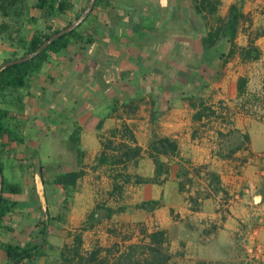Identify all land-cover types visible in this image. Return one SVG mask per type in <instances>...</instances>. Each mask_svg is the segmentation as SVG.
<instances>
[{"label": "crops", "instance_id": "crops-1", "mask_svg": "<svg viewBox=\"0 0 264 264\" xmlns=\"http://www.w3.org/2000/svg\"><path fill=\"white\" fill-rule=\"evenodd\" d=\"M35 1L25 0L27 9L21 17L16 18L22 25L21 31L27 37L37 26L45 27L42 12L33 6ZM212 1L216 7L213 14L202 9L197 12L193 0L98 1L87 21L79 28L82 40L72 41L67 51L55 55L46 64L48 67L45 75L61 81L67 76L65 88L71 90L78 87L77 70L86 74L95 73L101 77L106 66L113 65L118 68L122 79L117 91L108 92L102 97L108 103L104 107L107 114L102 120L88 126V114L83 113L76 118L69 135L70 149L59 163L49 159L41 163L36 172L27 174L24 173L20 159L29 152L26 137L33 127H39L37 136L43 133L55 135L56 128L51 120L56 119V114L53 112L55 108L52 110L51 107L56 103L57 89H61L63 85L60 83V86L56 85L57 88L49 92L48 84L38 81L35 76L24 89L14 93L12 97H0V108L8 112L5 122L12 133L11 136L5 134L0 138L3 178L7 185L17 184L22 188L18 195H4L6 200L15 203V207L0 221V264H7L1 250L2 243L20 246L40 243L43 245V255L36 258L34 264H51V255L47 248L52 246L48 240L56 237L57 226H54L63 222L68 224V221L71 223L76 216L81 218L78 229H74L72 223L71 227L62 225L64 232H69V241L60 249L59 262H55L57 264H63L61 252L72 245L76 235L81 234L84 252V233L93 232L105 220L111 222L106 225L107 228L117 227L113 218L119 212L115 211L110 218L103 219L102 223L85 229L89 214L99 204L91 211H52V208L63 209L66 199L69 200V205L71 202L66 198V191L60 185L53 184V181L60 174L79 169L84 171L82 178L88 175V169L83 165L87 166L91 162L93 169L103 148L101 136H108L112 129L120 128L124 124L133 131L138 145L142 148L138 163L130 168L133 175L154 176V164L146 152L153 133L173 138L177 142L181 157L190 159L192 167L201 169V175L193 177V184L186 183L185 188L180 190L181 179L177 177L179 159L175 158L170 161L172 169L163 184L127 186L142 187L155 193L139 197L138 203L161 201V205L150 212L163 209L165 205L166 211L175 210L174 213L181 214V221H174L168 214L165 229L161 228L169 237L172 254L184 250L185 237L191 233L186 227L188 223L198 232L197 242L192 246L196 251L193 264L227 259L230 253L227 250L233 248V245L228 244H232L234 236L240 232L242 226H246L250 233L247 246L249 261L252 264H264V223L261 222L264 220V33L256 36L260 28L264 29V0ZM86 3L87 0H74L75 14ZM236 3H240L246 20L241 23L234 41L233 54L221 58L220 49L214 50L213 55L208 53L200 42V34L206 29H197L195 22L201 20L204 25L208 24L209 30L212 25H217L218 19L225 18L230 6ZM30 18L35 22H30ZM182 19H187V27L180 26ZM144 21L154 27L149 30L142 28ZM4 22L7 21L0 17V24ZM9 23L13 24V21ZM145 33H148V39L144 38L142 42L134 40L137 35H140L141 40ZM127 37L130 38L129 44L126 43L129 39L125 40ZM251 40L258 50L257 59L244 58L241 53L243 48L249 47ZM229 49L230 47H226L224 52L227 54ZM13 50L11 45L0 39V63L3 60L2 53L10 54ZM188 52L191 58L183 59ZM127 60L132 62L129 65L134 66V70L128 68ZM77 63L80 65H76ZM137 66L143 68L137 69ZM133 71L147 76L145 85H134L129 80ZM153 74L160 75L161 79L150 81ZM106 85L107 82L101 77L97 87L104 93ZM32 90L43 96H32ZM86 92L88 94V90ZM16 101L27 107L30 105V109L47 105L48 110L42 114L32 113L31 110L26 112L23 106L19 110ZM201 101L213 112L209 116L196 118ZM41 115L44 117L42 123L36 124L35 121ZM75 130L79 131V146L70 140ZM243 136H247L248 140L231 157L218 156V151L226 149L230 143H239ZM51 152L52 148L49 153ZM11 158L16 162H9ZM71 164L77 169L55 176L60 168ZM99 170L109 181V192L112 187L111 180L104 174L103 169H93V172L98 173ZM209 172H213L219 179L217 191L210 185L207 175ZM47 176H55L50 188L51 202L46 197V187L42 182ZM81 179L78 180L76 189ZM25 190L26 198H20ZM72 197L77 198L76 195ZM191 198L197 200L196 206ZM104 201L114 209L117 208L112 205L117 203L108 196ZM210 223L216 226L215 232L209 228ZM176 224H182V228L178 230L182 236L176 235ZM45 225L47 236L44 238L41 230ZM157 229L159 228L155 230ZM152 231L154 230L148 232ZM139 236L141 241V232ZM222 239L228 243L225 247L215 245L214 240L217 243ZM123 242L125 243V239ZM212 242L215 249L209 252L208 246L214 248ZM255 246L263 250L257 260L251 258L255 253ZM92 250L93 248L87 253Z\"/></svg>", "mask_w": 264, "mask_h": 264}, {"label": "trees", "instance_id": "trees-1", "mask_svg": "<svg viewBox=\"0 0 264 264\" xmlns=\"http://www.w3.org/2000/svg\"><path fill=\"white\" fill-rule=\"evenodd\" d=\"M90 0H87L86 5L81 8L73 18L66 19L67 22L63 26L54 27V20L56 18H63L69 16L74 8V0H36L33 5L35 9L42 12V17L45 22V27L37 26V28L27 37L21 31V23H18L16 18L21 17L27 9L25 0H0V17L7 22L0 24V39L11 45L14 50L3 59L0 66L8 61L18 59L38 49L42 43L50 38L53 34L59 32L63 28L74 22L85 10ZM99 0H96L92 11L97 6ZM194 8L197 12L207 10L210 14L215 11V3L212 0H193ZM92 11L86 17L81 25L75 30L62 35L50 44L41 54L30 61L19 64L7 66L0 70V97L10 98L18 91L24 89L31 79L35 77L43 68L45 64L51 62L55 55L68 50L72 41H81L82 36L79 34V28L87 21ZM245 15L242 12L240 3L230 6L228 14L223 19H218L217 25H213L209 30L200 34V42L202 47L208 53L220 49L221 58L230 56L234 52V41L238 35L241 23L245 21ZM13 21V24L9 22ZM30 22H35L32 18ZM12 29V30H10ZM264 33V29L260 28L256 36ZM248 48H243L241 53L244 58L257 59L258 50L254 46L253 40L250 42ZM230 47L226 54L224 49ZM212 57V56H211ZM193 106L195 104L193 103ZM212 109L205 106L204 102L200 103V110L196 114V118L202 116H209L212 114ZM7 111L0 108V138L3 135L11 136L12 133L6 126ZM12 138V137H11ZM13 139V138H12ZM70 140L77 146L80 145L79 131L75 130L71 135ZM248 140L247 136H243L240 142L230 143V145L223 150L218 151L220 157H231L240 146ZM102 152L96 158L94 170L103 169L104 174L111 180V190L108 192V197L115 203L119 204L123 200V194L127 186L131 184H157L161 185L165 182L166 177L169 176L172 165L171 160L179 159L177 165V177L179 181V189L183 190L186 183L193 184V177L201 175V169L192 167L190 159L181 157L177 142L170 137L161 136L153 133L147 148V154L154 164V176L142 177L133 175L130 172L131 166L138 163L142 154V148L138 145L133 131L126 124L120 128H114L109 132L108 136H101ZM231 146V147H230ZM81 155V151L78 150ZM168 159V160H166ZM2 171V167L0 164ZM84 175L82 169L71 171L68 173L58 175L53 184L60 185L63 190L67 191L74 188L79 179ZM210 179V185L217 191L219 179L213 172L207 173ZM43 185L45 181L42 179ZM22 192L20 185L3 184L2 197L0 201V221H3L7 214L15 207L14 202H9L4 198L5 194L18 195ZM66 193V198H69ZM194 206L197 200L190 199ZM63 209L69 205V200L63 202ZM161 205L159 200H151L141 202L135 205L136 209L154 210ZM125 206H120L114 209L109 206L106 201L97 207L89 214L85 229L92 228L95 224L100 223L104 218H110L115 211H124ZM216 229L214 225L211 227ZM211 229V230H212ZM143 236L140 242L126 243L123 250H117L113 253L111 249L95 248L91 252L84 254L83 241L81 234L74 237L71 246L66 247L61 252V259L63 264H175L168 251L169 238L165 230L157 229L148 232L142 229ZM41 235L45 238L47 236V228L44 226L41 230ZM1 250L4 253L7 264H34L36 258L43 255V245L40 243H28L24 246L14 245L11 243H2ZM104 253V255H102ZM197 264H252L241 258H235L233 261L225 262L218 261L215 263L208 261H199Z\"/></svg>", "mask_w": 264, "mask_h": 264}, {"label": "rangeland", "instance_id": "rangeland-1", "mask_svg": "<svg viewBox=\"0 0 264 264\" xmlns=\"http://www.w3.org/2000/svg\"><path fill=\"white\" fill-rule=\"evenodd\" d=\"M75 15V11L69 14L67 17L58 18L54 22V27H60L66 24L68 18H73ZM180 26L187 27V19H182L180 21ZM195 27L197 29L205 28L208 29V24L204 25L201 20L195 22ZM179 26V25H176ZM142 28H147L148 30L153 28L154 25L149 23L148 21H144L143 24H141ZM125 31V30H124ZM137 32V31H134ZM130 34L131 32H127ZM29 35V34H28ZM148 36V33H145L144 37L140 40V35H137L134 40L137 42L144 41ZM127 44L130 43V38L127 37L125 40ZM148 39V38H146ZM132 42H135L132 40ZM155 43V42H154ZM8 53H2L1 58L5 59L8 57ZM70 56V55H69ZM191 58L189 52L183 59ZM85 61V59L83 60ZM125 62V61H124ZM129 60H127L128 68H132L134 70V66H130L131 64ZM76 65H80V63H77ZM48 65H44L42 70L36 75L38 81H44L48 85L49 92L54 90L56 85H59L61 83L62 88L57 89L58 94H56V103L53 104L51 107L52 110L55 108V111H53L56 114V119L51 120V124L54 125L56 128L55 135L43 133L42 135L37 136L36 133L38 132V126L33 127L32 130H30L29 135H27L26 139L28 140L27 146L29 149V152L22 156V162L24 166V173L32 174L33 172H36L39 168V165L41 163H45L47 160L56 161V163H59L64 156L66 157L67 152L70 149L69 146V135L72 132L74 123L76 121V118L85 113L88 114L90 119L87 120L88 126L96 124L99 120H102L106 114L107 109L105 105H108V103H105V99L103 100L102 97H105L107 94L112 91H117L118 84L121 82V76H119L118 68L114 67L113 65L106 66L104 69V72H102L101 77L104 80V82H107L106 89L103 91L97 87L98 84H100L101 77L95 73H82L77 70V82L76 87L74 90L65 88L66 81H68V77L66 76L63 81L58 80V78H54L51 75H45L46 69ZM142 66H137V69H142ZM154 68V67H153ZM151 68V69H153ZM129 80L132 81V83L139 84V85H145L146 84V78L144 74H141L139 72L133 71V74L129 76ZM152 79H161L160 75L153 74L152 77L149 79L150 81ZM72 80V79H69ZM60 86V85H59ZM86 86V87H85ZM105 87V86H104ZM103 87V88H104ZM87 88V89H86ZM36 90V89H34ZM88 90V94L87 91ZM87 95H90L89 97ZM32 96H43L38 94L37 92L32 90ZM18 101V100H17ZM16 101V102H17ZM60 104V105H59ZM22 106L25 108L26 112H38L42 114L45 110H48L47 105H41L38 106V108H31L29 105L28 107L23 103L19 101L17 102V107L19 110H22ZM60 106V107H59ZM21 107V108H20ZM110 107V106H109ZM23 108V110H24ZM44 117L41 115V117H38L35 121L36 124L42 123ZM45 121H48V119H45ZM31 122H34V120H31ZM154 127V126H153ZM142 138V136H140ZM52 148V152L49 153L50 149ZM30 157V158H29ZM9 162L15 163L16 160L14 158L9 159ZM91 162L87 163V166L84 164V168L88 169V175H86L84 178L80 180L78 183L77 189L74 187L70 190H67L66 193L69 194L70 199V205L67 206L66 210L56 208H52V211H91L92 208L97 204H103L104 199H106L108 189L110 187L108 179L102 174L101 170H99L98 173L93 172V169L91 167ZM77 168L71 164L68 166L60 168L59 171L55 174L58 175L60 173H64L71 170H76ZM136 169V168H132ZM19 173V171H17ZM55 176H47L44 177V181L46 184V197L49 199L51 198V187L53 186L52 181ZM155 193L151 190L143 189L142 187H135L130 186L126 188V191L124 193V199L121 201L120 206H125L126 209L124 211H118L119 214L115 215L113 218V222L115 225H117L116 228H107L106 225H109L111 222H107V220L102 221L101 225H98L93 232L84 233L85 238V248L83 253H87L92 248H103V249H111L113 253H116V251L123 250L125 247V243L123 242L124 239H130L127 240L128 243H136L140 242V236L139 232L142 229H146L148 231L155 230L157 227L159 229H165L166 222L169 216L174 218V221H181V214L179 212L173 211H166L165 205L163 209H160L155 212H150L148 210L143 209H136L135 205L139 202V197L143 196H150L154 195ZM27 191L25 190L23 194L18 197L20 198H26ZM72 195H76L75 197H72ZM73 199H72V198ZM51 202V201H50ZM114 207L118 204H113ZM97 207V206H96ZM75 213V212H73ZM73 213H71L73 215ZM77 214V213H75ZM75 220H72L71 223L68 224L63 222L60 225L56 224L54 227L57 226V230L55 231V238L49 239L48 242L52 245L51 247L47 248V252L50 253L51 256H49L50 260L49 263L51 264H57L55 262H59V252L60 249L64 244H66L69 241V236L67 234L69 232H64V227H71L73 226L74 229H78L80 227L81 222L79 221L80 216H76ZM64 225V227H62ZM69 225V226H67ZM71 225V226H70ZM77 227H76V226ZM182 224H176L174 226V230L176 235L182 236L181 232L178 233L179 228H182ZM244 225V224H243ZM214 224L210 223L209 228L212 229ZM186 227H188L191 231L190 235L188 237H185V243L184 244V250L182 252H177L176 254H172V251H170L171 245L168 244V251L173 258V262L175 264H193V260L195 259V250L192 246L195 245L197 242V236L198 232H196L195 227L191 224H186ZM218 228V227H217ZM66 229V228H65ZM111 232H109V230ZM68 231V230H67ZM215 232L216 230H213ZM249 230L246 226H242L240 229V232H238L237 235L233 238V243L228 244L225 242V239L218 240L215 245H233V248L227 250V252H230L227 256V259L221 260L225 262L233 261L235 258H241L244 259L247 262H250V258L248 256L247 252V246H248V240H249ZM120 238V240L118 239ZM169 238V237H168ZM122 239V240H121ZM178 242V240H176ZM228 241V240H227ZM223 243V244H220ZM214 245V242H212ZM189 244V246H188ZM210 244V243H209ZM188 246V248H185V246ZM208 246L207 251H212V249ZM212 247V245H210ZM52 248V249H51ZM228 249V247H226ZM210 249V250H209ZM104 255V253L102 254ZM179 258V259H176ZM210 262L215 263L218 262V260H211Z\"/></svg>", "mask_w": 264, "mask_h": 264}, {"label": "water", "instance_id": "water-1", "mask_svg": "<svg viewBox=\"0 0 264 264\" xmlns=\"http://www.w3.org/2000/svg\"><path fill=\"white\" fill-rule=\"evenodd\" d=\"M96 0H90L87 7L85 10L82 12V14L70 25L67 27L63 28L59 32L53 34L50 38L45 40L42 45L36 49L35 51L27 54L26 56L20 57L15 60L8 61L0 66V70L6 68L7 66L14 65V64H19L23 63L26 61H30L39 54H41L50 44H52L56 39L60 38L62 35H65L73 30H75L79 25L83 23V21L86 19V17L89 15V13L92 11L94 5H95ZM3 184H4V178H3V173L0 168V201L2 197V191H3Z\"/></svg>", "mask_w": 264, "mask_h": 264}, {"label": "built area", "instance_id": "built-area-1", "mask_svg": "<svg viewBox=\"0 0 264 264\" xmlns=\"http://www.w3.org/2000/svg\"><path fill=\"white\" fill-rule=\"evenodd\" d=\"M261 222L264 223V220H262ZM261 253H263L262 248H260L259 246H255V253H253V256L251 258H254V259L257 260L258 255L261 254Z\"/></svg>", "mask_w": 264, "mask_h": 264}]
</instances>
